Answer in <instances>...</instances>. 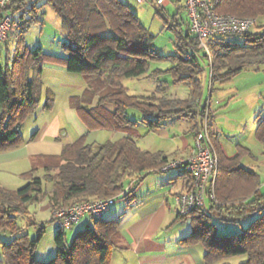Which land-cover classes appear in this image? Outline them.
<instances>
[{"label":"trees","instance_id":"16d2710c","mask_svg":"<svg viewBox=\"0 0 264 264\" xmlns=\"http://www.w3.org/2000/svg\"><path fill=\"white\" fill-rule=\"evenodd\" d=\"M173 1L177 2V11L170 15L171 20L165 17L169 12L164 6L157 7V12L165 18V25L177 35L175 51L168 55L154 46L153 34L125 0H45L41 4L38 0H11L5 7L12 17V26L3 43L6 62H0V151L24 143L21 126L38 103L45 59L86 75L85 91L70 100L90 129H120L127 134L99 144L86 143V136H80L66 143L60 155L48 158L43 175H33L16 189L0 184V231L8 230L11 234L9 241L3 242L0 263L110 264L112 250L120 237L116 219L91 216L92 223L77 230L70 243L66 230L57 227L56 254L39 260L35 249L44 226L34 219L30 206L44 198L49 199L52 209L94 198L132 201L144 178L150 173L167 171L163 165L174 158L138 145L136 137L142 135L137 130L139 121L150 128L164 125L173 116L191 120L198 116L200 122L210 101L202 103L198 110L193 108L203 94V63L207 62L210 69L212 91L217 83L232 80L253 63L264 61V23L244 33L215 35L206 52L199 47V37L192 31L189 19L186 28L180 23L181 5L179 0ZM47 3L59 15L66 32L63 55L47 53L41 45L32 49L26 42V33L32 23L42 21V7ZM212 3L219 13L264 16V0H212ZM232 35L242 37L244 42L230 39ZM153 60H167L170 66L149 71ZM166 72L171 74L173 82L189 84V97L170 96L165 92L156 98H146L131 93L123 84L127 77ZM48 99L45 107L50 108L54 99L52 95ZM129 107L137 108L142 118H130ZM256 120V136L264 144V115L257 114ZM212 138L219 160L215 197H208L206 206L196 207L187 214L178 213L181 218L189 216L193 225L191 233L182 237L181 242L203 244L205 264L241 253H247L248 258L239 264H264V188H261L260 174L241 162L248 148L242 147L230 157L225 155L215 135ZM181 172L185 174L188 188L192 187V175ZM214 215L226 221L240 222L245 217L249 220L241 232L223 233L218 231ZM21 216H31V224L38 227L36 238L23 231Z\"/></svg>","mask_w":264,"mask_h":264},{"label":"rangeland","instance_id":"374dc122","mask_svg":"<svg viewBox=\"0 0 264 264\" xmlns=\"http://www.w3.org/2000/svg\"><path fill=\"white\" fill-rule=\"evenodd\" d=\"M44 1L45 0H38V3L41 4ZM125 1L130 4L131 8L138 14L140 20L153 34L154 46L164 55L173 53L175 51L174 42L177 41V35L172 28L165 25L164 16L157 12L158 5L155 2L139 3L136 0ZM179 4L181 7L178 18L183 27L186 28L189 17L184 1L180 0ZM164 8L169 12L165 17L171 20V16L175 14L177 10L175 5L171 3ZM42 11H44L42 21L32 23L30 29L26 33V42L32 49L41 45L43 51L47 53L63 55V42L66 40V32L61 25V19L49 3L42 7ZM262 23H264V16H258V25ZM258 25L256 27H258ZM256 27L252 29L256 30ZM230 39L239 40L241 43L244 42L242 37H235V35H232ZM9 48L12 50L11 44ZM0 62H6V51L2 47H0ZM204 65L207 66V62H205ZM168 66H170V62L167 60H153L150 63L149 71L157 67L164 69ZM208 71L209 67H205V70L201 74L204 83L203 94L199 103L194 105L193 108H198L200 104L206 101L210 94H213L212 106L215 108L217 105L214 112L215 122L227 141L228 149L234 150L236 147L235 141L238 139L239 142H246V144L251 147L252 154L245 155L242 158V162L259 171L261 174V181H263L264 145L255 136L256 122L254 118L257 114L261 116L264 115V61L255 62L250 67L242 70L231 82L226 83L225 86L223 85L224 87H222L221 83H217L213 91H210L209 88ZM161 79L165 80L164 84L168 94H173L172 96L189 97V84L187 82H173L171 74L167 72L158 74L157 77L154 75L127 77L123 79V84L129 88L131 93L142 95L160 88V83H163ZM87 86L88 79L84 73L70 71L59 62H52L49 59H45L43 61L42 81L39 88V100L36 107L30 111L23 121L21 126L22 134L25 137H29L33 133L38 132V130H44L45 133H47V137L53 135L63 140L78 137V134L81 132V127L78 122H76L75 115L81 118L83 124H85L84 122L86 121L78 110L71 105L70 99L73 95L83 94ZM230 90H233L230 99L227 101L224 100L221 103L223 98L222 92L228 93ZM50 95L53 96L54 101L52 107L47 108L45 107V103L49 100L48 96ZM219 97L220 103L218 105L215 101ZM127 111L130 118H142V113L135 107H129ZM191 126L192 122L189 117L185 116L178 118L173 116L172 118H168L165 124L160 126L167 128L166 130L169 134L168 138H165L164 134L159 135L160 137L157 134H147L148 126L145 122L140 120L137 130L139 133L141 131L143 137L139 140V144L140 146H144L146 143H149L152 150L161 149L166 152V154L172 153L177 150L178 146H183V136H188L185 132L189 130ZM99 129L102 130V128ZM110 133L109 130H102L100 136H109ZM180 157L182 158L181 153L174 158ZM40 174L41 173H38L36 175ZM29 179H26V181L19 185H15V188L22 186L29 181ZM49 185L48 193L51 194L52 187L50 182ZM123 199L124 198H117L115 203H121L124 201ZM50 206L49 199L47 198H44L40 203L30 206L31 214L34 219L44 226V232L35 249V257L39 260H46L54 256L57 252L55 242L57 225L55 221H51L53 209H50ZM106 216L107 215H105L104 218H107ZM30 217L21 216L19 217V221L23 231L27 232L30 237L36 238L38 235V227L31 224ZM213 220L217 223L219 232L230 233L237 231L239 233L242 230V226L248 222L249 218L245 217L241 218L240 222H233L223 220L217 215H214ZM76 231L77 227L66 231L68 243L72 241ZM10 236L11 234L8 230L0 231V259L3 258V242L9 241ZM247 258V253H241L224 257L213 264H239L247 260ZM0 264H6V262L2 261Z\"/></svg>","mask_w":264,"mask_h":264},{"label":"crops","instance_id":"0c3cea01","mask_svg":"<svg viewBox=\"0 0 264 264\" xmlns=\"http://www.w3.org/2000/svg\"><path fill=\"white\" fill-rule=\"evenodd\" d=\"M171 3L175 5L177 9V2L173 0H168L165 6ZM3 46L4 44L0 47L3 48ZM204 64L205 63H203V69L205 70V67H208V65L206 66ZM207 74L209 77V88L211 91L210 69ZM235 77L236 76H234V78ZM161 81L163 83H160V88L146 92L145 94H142V96H145L146 98H156L162 93H168L164 84L165 80L161 79ZM228 82H231V80L221 83L222 87H224ZM231 94H233V90H230L228 93L222 92L223 98L221 103L224 100L227 101L230 99ZM172 95L173 94L170 96ZM212 95L213 94H210L208 97L209 99H206V101L210 100L211 104L213 102ZM97 97L98 95L95 97V100ZM205 102L203 104H205ZM215 102L219 105L220 97L217 98ZM203 104H200V106L195 109L198 110L202 108ZM212 107L214 111L210 129L212 134L215 135V138H217V141L219 142V145H221V149L225 155L230 157L234 156L242 147L249 149V152H246L244 156L248 154L251 155V147H249L246 142L242 143L241 140V142H239V139L235 141L236 147L234 150L228 149L227 141L215 122V108L214 106ZM75 117L76 122H78L81 127V132L76 138L63 140L56 138V136L53 135L47 137V133H45L44 130H38V132H35L33 136L31 135L29 137H25L23 135L24 143L22 145L6 151H0V184L7 188L16 189L15 185H19L20 183L26 181V179L28 180L31 178L33 175L38 173L43 175L44 165L48 158L52 155H60L66 143L74 142L80 136H86V143L99 144L108 140H118L127 134L120 129L102 128V130H109L111 133L109 136H100L102 131L99 129L100 127L90 129L86 122H84L85 124L82 123L80 117H77V115H75ZM254 119L256 122L255 126L257 128L256 116ZM191 122V128L185 132L188 136H183V146H178L176 150L178 152L174 151L172 153H168L170 157H177L179 153H181V156L188 154L190 145L194 142L199 124V117L196 116L195 120H191ZM195 125H197V127H195ZM166 129V127L150 128L148 126L147 134H157L158 136L164 134L165 138H168L169 133ZM142 137V135L136 137L139 146V140ZM149 145V143H146V145L140 147L151 151H162L161 149L152 150V147ZM97 150L98 147L95 146L94 151ZM245 166L249 167L247 165ZM181 171L179 169H170L165 172L150 173L138 186L135 191V198H133L132 201L128 202V199L124 198V201L121 203L116 204V199L110 203L109 209L105 212L104 216L107 215L106 217L108 219H116L120 228L118 245L112 250L110 264H205V249L203 244H184L181 242V238L189 235L193 229L190 217H179L178 209L175 205L176 195L188 188L185 174ZM261 188H264V180L261 181ZM208 201L209 198L207 197V205ZM51 208L52 207L50 206V209ZM88 223H92V218L91 215L87 214L80 221L73 224L69 229L77 227V230H79Z\"/></svg>","mask_w":264,"mask_h":264},{"label":"built area","instance_id":"2783aa9c","mask_svg":"<svg viewBox=\"0 0 264 264\" xmlns=\"http://www.w3.org/2000/svg\"><path fill=\"white\" fill-rule=\"evenodd\" d=\"M11 0H0V45L8 38L12 17L5 9ZM139 3L152 0H136ZM168 0H155L165 6ZM180 1V0H179ZM192 31L199 37V47L209 52V41L215 35L244 33L258 25V18L219 13L214 10L212 0H183ZM214 109L210 101L204 108L194 143L186 156L172 158L163 165L164 170L181 169L193 177L192 187L175 197L179 214H187L196 207L206 206L207 197H215V179L218 169V155L210 129ZM112 198H94L77 203L61 204L53 208L52 219L59 229L67 230L86 214L101 217L109 209Z\"/></svg>","mask_w":264,"mask_h":264}]
</instances>
